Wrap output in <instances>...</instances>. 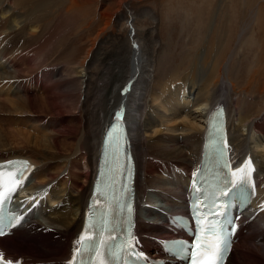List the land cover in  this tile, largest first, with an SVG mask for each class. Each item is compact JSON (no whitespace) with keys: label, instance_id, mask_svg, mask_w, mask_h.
<instances>
[{"label":"bare ground","instance_id":"bare-ground-1","mask_svg":"<svg viewBox=\"0 0 264 264\" xmlns=\"http://www.w3.org/2000/svg\"><path fill=\"white\" fill-rule=\"evenodd\" d=\"M44 6L45 0H0V163L13 162L7 165L10 167L19 159H26L33 165L19 183L12 185L9 180L1 185L15 188L12 210L22 205L32 208L53 228L30 219L12 235L0 237V253L13 264H70L74 248H79L76 242L80 235L87 236L83 226L97 175L104 130L119 110L124 111L130 147L136 158V209L140 207L137 199L141 194L147 200H156V193L151 198L146 187L159 189L164 182H170L165 193L158 190L167 203L166 212H155L157 218L154 219L145 214L151 220L144 222L138 218L136 225L139 236L135 239L140 251L157 250L156 239L172 237L173 226L168 225V213L184 211L187 189H192L196 182L194 174L201 166L207 122L215 102L225 104L228 111L230 173L242 168L244 171L238 172L237 177L247 173V180L251 179L256 190L248 212L249 216H255L241 220L240 243L246 245L250 238L249 224L264 222V111L257 120L251 108L264 95V80L258 77V89L251 88L256 73L251 74L253 80V77L249 79L248 72L246 87L243 86V91L238 89L235 74L239 69L232 59L235 54L240 55L241 50L238 52L235 48L225 58L218 49L210 55L198 47L195 62L188 71L180 72L176 67L165 73L159 64L161 58L165 59L162 57L165 46H158L154 59L150 55L154 50L153 37L147 34L146 43L139 49L138 39L132 36L134 46L126 40L113 44L107 58L99 60L103 67L100 74L91 80L89 64L108 36L97 34L85 59L77 64L75 78L66 89H61L59 83L72 75L71 65L49 64L38 57L40 64L36 60L35 64L47 73L36 74L37 65H32L34 60L30 62L32 57L30 61L25 56L19 59V55L38 43L45 33L48 24L43 22L40 29L38 22L41 21L37 17ZM136 16L126 11L124 18L130 23ZM23 26L31 33L22 31ZM244 35L240 36V41H244ZM50 52L53 55L56 49ZM60 52L56 53L57 58L65 61L68 48ZM50 65L57 68L54 73ZM215 65L217 74L207 72ZM53 88L57 93L51 96ZM253 94L256 100L249 99ZM180 144L187 150V156L183 149L176 148ZM163 173L168 178L163 179ZM158 174L159 178H152ZM22 190L26 191L25 195ZM148 232L158 235L149 236ZM255 236L264 242V227H260ZM237 246L225 264H264V253L250 249L249 252L239 251ZM35 248L46 250L48 254L39 256L33 251ZM77 257L76 253L75 264Z\"/></svg>","mask_w":264,"mask_h":264},{"label":"rangeland","instance_id":"rangeland-1","mask_svg":"<svg viewBox=\"0 0 264 264\" xmlns=\"http://www.w3.org/2000/svg\"><path fill=\"white\" fill-rule=\"evenodd\" d=\"M126 11H130L133 14L136 13L138 16L129 23L128 19L131 16L129 15L128 19H125ZM253 15L257 16L253 17ZM37 17L41 21L38 22L40 29H43L41 28L43 22L48 24L45 33L38 43L30 46L28 50L26 48V53L20 54L19 59L23 60L22 56H25L30 61L29 57H32L30 62L32 63L34 60V64L32 63V65L35 66L37 65L35 64L36 61L39 65L38 61L41 59H44L49 64L60 63L62 65L61 63H63V66L67 64L71 65L70 70L72 71V75L59 83L61 89H66L70 85L71 80L75 78L74 73L78 71L77 64L85 59L97 34H107L108 36L100 46L97 45L100 50L99 54L89 64L91 80H95L100 74L103 68L100 61L107 58L113 44L115 45L116 42L119 43V41L126 40L125 42L132 46L134 40L138 39L136 41L139 42V49H141L146 43L147 34L153 37L152 49L154 48V50L150 55L154 59L156 58L158 46H165L164 56L162 54L163 59H165L162 60L161 58V63H159L165 73L172 71L176 67L180 69V72L188 71L195 62V53H197L198 47L199 50L205 49L207 54L210 55L218 49L225 55V58H228L230 53L237 48L238 52L241 50L240 55L235 54L232 63L239 69L238 73L235 74L237 85L239 84L238 89L241 91L246 87L248 72L249 76L253 75L254 72L256 73L253 75L256 79L252 75L251 78L249 77V79H252V77L253 80L255 79L250 84L251 88L258 89V77L264 80V0H45V6L38 12ZM243 27L246 28L243 32L245 34L243 37L244 41H240ZM22 31H25L24 26ZM25 32L31 33V31ZM207 34L209 36L206 38ZM132 36H134V40H132ZM52 48L56 49V53H61L60 50L62 48H68L69 55L67 59L60 61L56 53L51 54L50 49ZM32 49L36 50L32 51ZM223 49L226 51L223 52ZM99 57H102V59H99ZM152 57L151 59L153 60ZM38 65L34 67L35 72L38 70L36 74H42L44 71L43 69H39ZM49 68L53 73L55 69L57 70L56 67L54 69V65H50ZM154 68L157 69V63L154 65ZM208 71L217 74L218 66L215 65L211 69H207ZM208 80L211 81L210 79ZM85 82L88 84L89 79L85 80ZM56 93L57 91L53 88L49 94L53 96ZM234 95L238 96L239 94ZM74 98H77V96H74ZM249 99L256 100L257 97L253 94ZM257 101L258 103L253 104L251 108L255 112L254 116L259 120L264 111V95ZM9 134L11 133L9 132ZM176 148L183 149L181 144L177 145ZM183 150L187 156V150ZM190 157L191 155L188 159ZM159 175L152 176V178L157 179ZM163 175L161 174L163 179L168 178L167 174L163 173ZM169 186V180L164 182L163 189L159 188L160 192L165 193L164 189H167ZM153 188L146 187L145 191L148 195H151V198L156 193L154 195L156 200H147L146 196H142L141 194L139 197L137 195V201L140 205L137 211L139 221L145 222V219H148L147 214L154 219L156 217L155 212H166L165 210L168 208L167 203L162 199L164 195L159 193V189ZM30 218L42 225L50 226L47 219L40 218L37 214H34ZM50 227L53 228L52 226ZM260 227H264V222L255 221L254 224H249L248 233H250V238L247 240L246 245L241 244V239H239L236 244L238 245L237 250H247L249 252L250 249L252 252L264 253V245L261 247L264 242L258 240L259 238L255 236ZM242 233H247V230H243ZM147 234L149 236L158 235V233L149 232ZM61 237L63 238V236ZM258 246L259 249H257ZM33 251L37 252L36 254L39 256L48 254L46 250H41L40 248H35Z\"/></svg>","mask_w":264,"mask_h":264},{"label":"snow or ice","instance_id":"snow-or-ice-1","mask_svg":"<svg viewBox=\"0 0 264 264\" xmlns=\"http://www.w3.org/2000/svg\"><path fill=\"white\" fill-rule=\"evenodd\" d=\"M125 92L128 91L127 88L124 89ZM117 116L119 117V113H117ZM221 157L226 156V150L224 148L219 149ZM13 162H9V164H12ZM23 164H26L27 162H21ZM225 167H228L227 162L224 164ZM5 166L0 165V169H3ZM244 170L242 168L236 169V172H243ZM197 174H194V176ZM233 176H235V172L232 173ZM3 172L0 171V178H2ZM247 181V173H245L242 176L236 177V184L245 183ZM0 183H2V179H0ZM19 183V181H17ZM196 182L194 181V187L193 191L194 193H200L203 191V189L196 187ZM236 186V185H234ZM11 191H15V188L11 189ZM222 195L224 193H221ZM95 195V194H94ZM100 195H104V193H100ZM6 194L2 191H0V207H2L3 203L6 200ZM202 202L199 200V196L197 195L196 200L194 201V214L198 213V210L201 206ZM128 208V211L131 212V205H126ZM123 207V205L121 206ZM110 211L104 212L99 220V223L94 221L92 225H88L86 223L85 226V232H95V230L98 228L100 232H106L109 230V225L111 224V216ZM226 211V209H225ZM219 215H224L223 212L219 213ZM19 223V220L17 221ZM5 227H12L11 223H3L2 218H0V236L5 235L4 228ZM201 231H204L203 228L200 229ZM208 231L211 232L215 238L216 242L214 244L208 245L205 249V254L207 255V259L203 261V264H222V261L224 259L225 253L228 250V236L231 235V233L225 232L223 225H220L219 222H215L209 225ZM80 245V248H74L73 250V260L70 262V264H75V255L77 252H80L83 256V254H91L88 256L87 261L84 259L81 260V264H97L96 257H100L98 264H120V261L123 259L124 264H128V257L133 255V253L129 250L132 245L130 243L127 244L126 247L123 246H112L110 244L109 240H101L96 235H89L85 236L83 233L80 235L78 241L76 242ZM201 247H204L203 245ZM101 248L104 249V251H101ZM111 256V260H108V257ZM0 264H13L12 261H4L3 253H0Z\"/></svg>","mask_w":264,"mask_h":264},{"label":"water","instance_id":"water-1","mask_svg":"<svg viewBox=\"0 0 264 264\" xmlns=\"http://www.w3.org/2000/svg\"><path fill=\"white\" fill-rule=\"evenodd\" d=\"M119 113H120L119 118H121L123 115V110H120Z\"/></svg>","mask_w":264,"mask_h":264}]
</instances>
